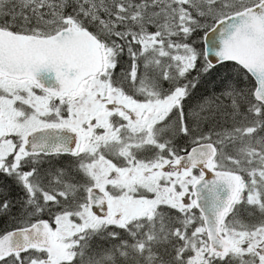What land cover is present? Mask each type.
<instances>
[{
	"label": "snow or ice",
	"instance_id": "1",
	"mask_svg": "<svg viewBox=\"0 0 264 264\" xmlns=\"http://www.w3.org/2000/svg\"><path fill=\"white\" fill-rule=\"evenodd\" d=\"M0 218V264H264V0H0Z\"/></svg>",
	"mask_w": 264,
	"mask_h": 264
},
{
	"label": "trees",
	"instance_id": "2",
	"mask_svg": "<svg viewBox=\"0 0 264 264\" xmlns=\"http://www.w3.org/2000/svg\"><path fill=\"white\" fill-rule=\"evenodd\" d=\"M18 194V189L16 188H12V195L13 197H15ZM7 223V219L6 218H0V227L5 226V224Z\"/></svg>",
	"mask_w": 264,
	"mask_h": 264
}]
</instances>
